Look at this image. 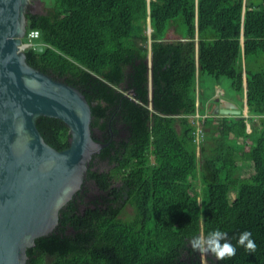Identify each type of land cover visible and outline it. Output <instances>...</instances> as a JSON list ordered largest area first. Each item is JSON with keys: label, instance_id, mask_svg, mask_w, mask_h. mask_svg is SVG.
<instances>
[{"label": "trees", "instance_id": "16d2710c", "mask_svg": "<svg viewBox=\"0 0 264 264\" xmlns=\"http://www.w3.org/2000/svg\"><path fill=\"white\" fill-rule=\"evenodd\" d=\"M45 6L26 11V30L37 29L44 43L25 49L26 60L84 94L91 134L104 145L56 227L27 248L26 264H202L190 240L215 229L236 254L207 253L208 264H264V68L246 66L249 55L264 52V0ZM205 76L229 78L245 111L205 116L196 147L191 115ZM36 125L52 146H68L60 118L39 116ZM95 160L111 168L96 170ZM88 181L98 190L91 197ZM244 231L254 253L237 244Z\"/></svg>", "mask_w": 264, "mask_h": 264}, {"label": "water", "instance_id": "95a60500", "mask_svg": "<svg viewBox=\"0 0 264 264\" xmlns=\"http://www.w3.org/2000/svg\"><path fill=\"white\" fill-rule=\"evenodd\" d=\"M28 3L0 0V264H26L27 248L56 227L60 208L80 188L92 155L104 145L91 134L84 94L27 62L20 43ZM215 100L218 112L244 115L235 102ZM39 116L65 123L66 148L44 139Z\"/></svg>", "mask_w": 264, "mask_h": 264}, {"label": "rangeland", "instance_id": "374dc122", "mask_svg": "<svg viewBox=\"0 0 264 264\" xmlns=\"http://www.w3.org/2000/svg\"><path fill=\"white\" fill-rule=\"evenodd\" d=\"M45 2L47 3L48 0H29L27 9H30L35 12H43L46 9ZM149 30V27H148ZM171 35V34H168ZM171 37V36H170ZM171 38H175L172 36ZM24 38H22L23 41ZM246 66L251 70H259L261 68H264V52H261L258 55L251 54L246 59ZM216 86V89H215ZM221 88L224 89L221 90ZM215 89V92L217 94L226 95L227 97H231L240 103V98L233 94V91L231 89L230 80L229 78L222 76L218 80H214L211 76H205L200 80L198 83V100L200 102V107H202L205 100L208 98L209 94ZM225 92V94H224ZM95 133H98L97 129H94ZM95 169L99 171H107L111 168V164H109L107 161L104 160H95ZM88 190L86 192L87 197H91L93 194H96L98 192L96 185L93 181H88ZM201 184L198 183L197 190L199 192L198 198L200 199V196L202 194ZM83 204L81 205V207ZM202 264H208V261L206 259V253L200 254Z\"/></svg>", "mask_w": 264, "mask_h": 264}, {"label": "clouds", "instance_id": "9594fccd", "mask_svg": "<svg viewBox=\"0 0 264 264\" xmlns=\"http://www.w3.org/2000/svg\"><path fill=\"white\" fill-rule=\"evenodd\" d=\"M251 236L252 233L250 231H244L239 235L237 244L243 246L249 253H254L257 245L251 239ZM190 246L195 251L213 254L217 260L231 258L236 254V246L228 240L227 233L219 229L212 230L205 236L197 235L192 237Z\"/></svg>", "mask_w": 264, "mask_h": 264}, {"label": "built area", "instance_id": "2783aa9c", "mask_svg": "<svg viewBox=\"0 0 264 264\" xmlns=\"http://www.w3.org/2000/svg\"><path fill=\"white\" fill-rule=\"evenodd\" d=\"M35 33V35H34ZM39 37V31L37 29H29L26 30L25 35H24V39L23 41L21 40L20 43V48L22 50L28 49V48H33L35 49L36 45L41 44L43 46V42H39L36 39ZM217 113L213 114V116H215ZM221 116L225 115L222 113H219ZM208 116V114H203V113H199L198 111H196L194 114L191 115V117L194 120L195 123V129L193 131V141L196 144V147H199V145L201 144V142L204 139V129L201 125V120L205 117ZM212 116V115H211Z\"/></svg>", "mask_w": 264, "mask_h": 264}, {"label": "crops", "instance_id": "0c3cea01", "mask_svg": "<svg viewBox=\"0 0 264 264\" xmlns=\"http://www.w3.org/2000/svg\"><path fill=\"white\" fill-rule=\"evenodd\" d=\"M215 89H216V86H215ZM215 89L209 94L208 98L205 100L202 107L198 108L197 111L199 113L208 114V115H212V116H213V114L217 113L215 116H213V118H215V119L222 117L223 115L221 116L217 110L218 105L220 104V102H219L220 100H215V98H217V97L227 98V99L235 102L238 105V108H240L242 110V112L245 111L244 103H243V105H240V103H238L234 99V97L231 98V97H227L226 95L220 96V94H217V92H215ZM221 90L224 91L223 88H221ZM224 94H225V92H224ZM247 129H249V126L247 127ZM241 141H242V139H241V137H239L237 139V142H241ZM245 148H247V145H245Z\"/></svg>", "mask_w": 264, "mask_h": 264}]
</instances>
